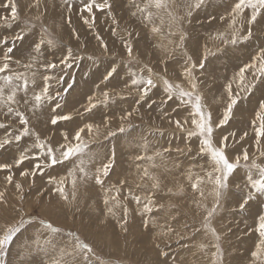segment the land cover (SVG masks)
<instances>
[{
  "label": "rangeland",
  "instance_id": "1",
  "mask_svg": "<svg viewBox=\"0 0 264 264\" xmlns=\"http://www.w3.org/2000/svg\"><path fill=\"white\" fill-rule=\"evenodd\" d=\"M15 2L19 7L20 19L10 26L0 20V59L7 47L2 40L6 38L11 44L14 36L25 30V39L15 42L10 67L13 72L26 73L30 80L35 79L36 85L29 84V104L25 105L21 100L19 105H13L29 119L26 126L29 135L23 136L20 141L17 142L13 137L22 135L24 126L18 117L7 112L6 106H0V124L6 125L0 128V141L12 139L11 144L0 149V164H13L10 171L0 170V192L4 193V201L0 203V229L14 223L20 216L25 219V225L8 246L5 264H51V260L58 257V251H53L51 246L45 244V240L52 239L59 248L65 243H72L73 237L69 232L77 233L94 247L95 255L86 264H213L216 249L212 245L216 241L202 225L205 212L202 207H197L199 195L193 191L187 178L189 173L204 176L208 165L205 158L197 155L198 138L189 140L186 133L174 123L189 118V107L176 97L167 100L161 82V77H166L172 82L183 84L185 89L189 88L183 75L184 57L175 43L179 33L168 34L167 16H164V25H160L159 18L154 17L155 23L162 27V33L156 34L137 8H143L148 0H108L110 9L94 7L91 14L82 10V0H39L38 6L35 0ZM96 2L99 4L104 0ZM180 2L175 0L170 10L182 15L183 9L176 7ZM5 3L6 0H0V17L10 15ZM234 3L235 0H205V4L193 12L190 22L186 20L183 23V32L186 34L184 49L197 63L205 48L215 53L209 55L204 69L194 70L197 91L203 97L205 111L212 113L214 139L219 142L222 137H229L230 157L242 154L244 149H247L250 157H254L258 153L252 122L256 119L260 103L264 101V77L257 79L256 87L246 93L239 87L237 74L245 65L253 63L257 53L264 49V10L254 24L245 23L241 31V35H244L250 27L251 37L233 45L225 41L231 39L233 31L230 13ZM150 10L157 11L155 8ZM133 12L137 14L133 16ZM250 13L251 9L245 10V18ZM37 16H40V20L36 19ZM113 17L118 23H114ZM86 19L92 23L91 27L84 22ZM26 22L35 24V28L28 31ZM42 28H47V33ZM172 31L176 32V28L173 27ZM41 35L46 40L52 39L55 45L46 44L36 52L34 42H38ZM128 42L133 47L134 59L131 61L124 47ZM103 45H107V50ZM173 48H176L174 52L165 50ZM68 49L73 52V59L69 61L71 67L60 63L61 59L66 58ZM15 60L21 63L16 64ZM29 63L34 66L30 69L23 67ZM49 63H55L57 67L46 69L44 65ZM113 67L117 69L116 73L105 80ZM148 68L152 69L151 75L157 87L137 103L138 94L126 85H130L133 73L147 77ZM33 72L36 73L35 77L32 76ZM254 72V68L246 71L245 83L254 80ZM45 75L52 77L48 83L51 85L49 94L53 99L33 111V90L37 93L40 91ZM229 82L232 83L233 92L239 94V101L228 123L216 127L228 103L226 86ZM104 92L109 93L106 104L100 103L104 100ZM23 96L24 93L19 92L17 98ZM90 97L97 106L91 112H86ZM56 103L61 105L59 109L55 108ZM127 112L133 115L130 120L123 122L126 132H117L114 137L107 136L109 128L117 129L122 123L120 117ZM54 115H71L72 119L52 125L50 121ZM89 123L99 126L98 133H88L87 129L82 133L83 142L87 144L82 158L90 178L77 180L73 199L72 177L68 173L79 166V159L74 157L62 164L44 167L45 150L34 145L44 142L58 149L61 143H65L63 133L66 132L69 140H72L74 133ZM185 127L191 129L194 126L189 123ZM245 132L248 133L247 137L240 139ZM232 133H235V137ZM37 134L40 141L36 140ZM186 146L191 147L190 153L176 151ZM167 148L172 151L165 152ZM22 151L29 159L16 166L15 162ZM113 151L115 164L109 176L104 178L105 188L112 185L119 187L121 181H128L122 186L120 194L121 202L130 213L126 233L118 223L122 208H114L115 215H112L107 210L112 206L111 203L108 206L103 203L105 195H115V191L106 193L91 178ZM156 152L162 153V158L156 157L154 161L136 159L137 156H153ZM153 163L156 167H153ZM36 164L42 167L36 169ZM143 168L159 177V189L153 190L151 181L139 179ZM22 171H35L36 175L21 176ZM245 171L243 168L237 169L229 178V189L211 220V225L221 235L218 243L223 252L222 264H251V254L259 243V234L254 229L257 227L256 218L264 208H261L259 201L251 202L243 211L238 207L240 196L236 185H243ZM8 175L13 177L11 184L6 181ZM49 177L57 180L67 177L65 191L69 195L68 201L55 192L54 185L48 183ZM17 182L23 186V193L15 187ZM137 184L141 187L137 188ZM202 187L207 196L204 203L211 207L213 198L208 195L211 185ZM129 189L142 198L154 191L155 205H163V208L154 210L151 217H142L139 214L141 206L128 198ZM20 195L25 197L23 201L19 200ZM172 216H176V219L173 220ZM145 218L154 219L155 224L145 229L142 223ZM42 220L51 221L62 227L63 231L55 234L46 231ZM168 226L176 231L163 237L158 235L161 231L166 232ZM201 244L208 247L201 249ZM44 248H48V251H43ZM162 251L168 255L162 256Z\"/></svg>",
  "mask_w": 264,
  "mask_h": 264
},
{
  "label": "snow or ice",
  "instance_id": "2",
  "mask_svg": "<svg viewBox=\"0 0 264 264\" xmlns=\"http://www.w3.org/2000/svg\"><path fill=\"white\" fill-rule=\"evenodd\" d=\"M83 3V11L91 14L93 12V8H98L103 10L105 8L110 9L111 4L108 0H104L103 3H97L96 0H82ZM175 3V0H148V3L140 8L137 6L139 13L143 17V19L150 24L151 30L153 33L160 34L162 33V27L158 26L155 23L154 17H158L160 21V25H164L166 15L168 18V34L176 35L179 33L178 39L175 42L176 48L181 50V53L184 57L185 67L183 70V75L186 81L189 84V88L185 89L183 84L175 83L167 79L166 77H161V82L164 86V91L167 94V100H172L174 97L178 98L185 106L189 107V118H186L183 122L180 120L174 121L176 127L181 131L185 132L187 138L190 140L192 137H197L199 140V148L198 153L201 158L206 159V163L208 165V169L205 171L204 176H193L191 173L188 174V181L190 183L191 188L194 192L198 193L199 200L196 201L197 207H202L204 209L205 215L202 220V225L206 230V233L210 234L216 243L212 246L216 249L214 256L216 257L213 264H222L223 260V252L218 241L221 239L220 233L217 232L216 228L211 225V220L217 212V209L221 207V200L223 199L225 193L229 189V178L233 176V174L237 171V169L243 168L245 169V179L243 181V185L237 184L236 187L238 189V194L240 196V203L238 205L241 211L245 210L247 206L250 205L251 202L259 201L261 208H264V101H262L259 105V111L256 113V119L252 122L253 131L255 133V144L256 151L258 155L254 157H250L247 149H244L242 154L230 157L228 154L229 144L228 136H224L221 138L219 142H216L214 139V127L212 122V113L210 111H205V106L203 105V97L198 93L197 88V77L194 75V70L197 68L204 69L205 63L208 60L209 55H215V53H210V51L205 48L204 52L201 55L200 62L197 63L191 55L187 54V51L184 49V41L186 34L183 32V23L187 20L190 22V18L193 15L195 10L200 9L204 4L205 0H181L179 4L176 5L177 8L183 9V14H177L176 12L170 10ZM35 5H39V0H35ZM6 8H9L10 15L0 17V20L6 25H9L13 22H16L20 19L19 15V7L15 0H6L4 5ZM155 8L157 11L153 12L150 9ZM251 9L250 16L245 18L244 13L245 10ZM262 10H264V0H235V3L232 7L230 13V27L232 28L231 39L225 41V43H231L233 45L237 44L240 40H248L252 35V30L249 27L247 29L246 34L241 35V31L244 29L245 23L251 25L254 24L257 20V17L261 15ZM163 13V15L161 14ZM137 13L133 12L132 15L135 16ZM37 20H40V16L36 17ZM223 19V17H222ZM94 21V17H93ZM114 23H118L113 17ZM85 23H88L89 26H92V23L89 20H85ZM239 24V27L237 25ZM176 28V32L172 31V28ZM26 28L28 31H31L32 28H35V24L26 22ZM25 30H21L19 34H16L13 40L10 42L8 39L4 38L2 43L7 46L6 51L2 53V59H0V106H6L7 112L14 114L19 118V122L23 127L22 135H17L13 137L17 142L20 141L23 136L29 135V129L26 127L29 124V119L25 115L24 112L18 110V108H14L13 105H19L21 100L25 105L29 104L28 93L30 91L29 84L31 83L33 86L36 85L35 79L30 80L26 73L13 72L10 64L13 62V53L15 50V42L23 41L25 39L24 35ZM44 33H47V28H42ZM131 35V34H129ZM169 43H173L169 41ZM54 46L55 42L52 39H45L44 35L40 36L38 42H34V48L36 52L41 50V47L44 45ZM105 50H107V45H103ZM127 56L131 61L134 59L133 57V47L130 42L125 43L124 45ZM176 48L171 50L165 49L166 51L174 52ZM73 59V52L71 49L67 50L66 58L61 59L60 63L64 64L67 67H71V61ZM16 64H20V60L14 61ZM34 65L32 63L25 64L23 67L32 68ZM46 69H55L57 65L55 63H49L44 65ZM147 68V66H145ZM256 69V72L253 73L254 80L252 82L245 83V73L249 69ZM117 69L113 67L110 72L105 76V80L109 79L116 73ZM147 71L149 75L147 77L137 76L135 73L131 75V83L130 85H126V87H130L134 89L137 95V103L142 101L145 97L148 96L149 92L157 87V82L152 78V69L148 68ZM11 73V74H8ZM36 73L33 72L32 76L35 77ZM239 77V87L242 91L246 93H250L252 89L256 87V80L264 77V49H261L257 55L254 57V62L245 65L240 69L237 74ZM52 77L45 75L43 77V85L40 87V91L37 93L33 90L31 103L33 111L43 105L47 101H51L53 96L49 94V90L51 85L48 83ZM235 79V77H234ZM20 82V83H17ZM59 82V81H58ZM69 88L72 85H68ZM228 93V103L226 105L223 118L219 120L216 124V127H222L227 124L229 119L231 118L232 111L235 105H237L239 101V94L233 92L232 83L229 82L226 86ZM23 92L24 96L18 99V93ZM57 96L60 95L59 92L56 93ZM104 96V100L100 101V103L106 104L109 99V93L104 92L102 94ZM131 95V93H129ZM92 98H89V105L86 107V112H91L93 108L97 105L91 102ZM167 101H162V103H166ZM61 105L56 103L55 108L59 109ZM138 111V109H136ZM55 111V109L53 110ZM132 112H127L125 115L120 117L122 123L117 127V129L112 130L109 128L106 135L107 136H116L117 132L124 133L126 132V127L123 122L130 120L132 117ZM72 119L71 115H54L51 118L50 123L52 125H56L58 121H69ZM193 125L194 127L189 129L185 127L188 124ZM6 127L4 124H0V128ZM107 127V125H106ZM87 129L88 133H96L99 132V126H94L93 124H85L83 127L79 128L72 137V140H69L68 134L63 133V139L65 143H61L59 148H55L50 144H46L44 142H39L35 147L45 150V162L44 167H52L57 164H62L65 161H70L72 158L79 159V166L77 168H73L69 171L68 175L72 177L71 184L73 188L72 198L75 199V189L77 185L78 179H88L89 173L84 166L83 154L85 149L87 148V144L83 142L82 133ZM235 137V133L231 134ZM248 133L245 132L240 137V139H244L247 137ZM36 140L40 141L39 134L36 136ZM75 141V143L73 142ZM12 139H5L0 141V149L4 148L6 144H11ZM147 145H145V148ZM165 152L170 153L172 149L167 148L164 150ZM177 152H188L192 151L190 146H186L185 148H177ZM156 157L162 158V153L156 152L153 156H137V160H150L154 161ZM29 159L28 155L25 152H21L19 158L16 160V166L24 163L25 160ZM94 159V158H90ZM243 161V163H242ZM260 161V162H258ZM115 164V152L111 153L110 158H107L105 162L101 163V166L96 169L95 173L91 178L95 180V183L101 187L103 191L106 193H112L115 191V195H105L103 199V203L108 206V212L112 215H115L114 208H122V217L121 220L118 221L119 226L123 232H127V224L128 217L130 215L129 209L125 204H123L120 200V194L122 191V186L128 183L127 180L121 181L120 185H112L111 187L105 188V179L109 176L111 170L113 169ZM179 167V164L176 165ZM13 164H0V170H11ZM42 167L41 164H36L35 168L40 169ZM153 167H156L155 163H153ZM204 168L203 165H201ZM79 173V175H78ZM141 175L139 179L141 181L147 179L151 181V189H159L160 188V179L155 173L149 172L147 168H143L141 170ZM32 176L36 175V172L22 171L21 176ZM67 177L61 178L57 180L54 177H49L48 183L54 185V190L59 196L65 200H69V195L65 191V181ZM6 181L11 184L13 182L12 175H8L6 177ZM211 185V190L208 192L209 196H212V206L209 207L204 201L207 199L205 195V189L202 185ZM15 187L23 193V186L20 183H16ZM137 188L141 187L140 184L136 185ZM169 191H171L169 189ZM180 192H183V188H180ZM154 191H150L143 198L139 194H135L129 189L128 198L133 200L136 205L141 206V211L139 214L142 217H151L153 211H159L163 208V205L156 206L154 201ZM20 201L24 200V196L20 195ZM4 201V193L0 192V203ZM19 211H23L20 209ZM172 219L175 220L176 216H172ZM257 227L254 229L259 234V243L255 246V251L252 252V261L251 264H264V211L258 214L257 216ZM41 223L44 225L46 231L50 233H60L63 231V228L60 226L54 225L51 221L42 220ZM143 227L145 229L149 228L150 224H155L154 219L145 218L142 221ZM25 225V219L23 216H20L18 220L14 223L6 224L0 229V264H5V257L7 255L8 246L13 242V238L19 233L22 227ZM187 227V225H185ZM176 230L170 226H168L167 231H161L158 233L160 236H167L169 233L175 232ZM199 231V230H198ZM69 235L73 237L72 243H65L62 247L57 248V245L53 243L52 239L45 240V244L51 246L53 251H58V257L51 260V264H86L90 260V257L95 255V249L91 243L82 240L80 236L75 232H69ZM179 235V233H177ZM183 237H181L182 239ZM208 245L201 244L200 248L205 249ZM157 248L159 245L157 244ZM47 252L48 248L42 249ZM162 256H167V252H161ZM166 264V262H165Z\"/></svg>",
  "mask_w": 264,
  "mask_h": 264
}]
</instances>
